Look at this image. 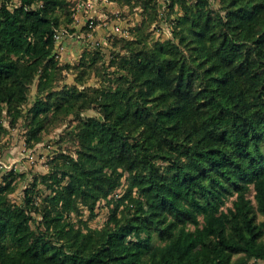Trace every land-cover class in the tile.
Masks as SVG:
<instances>
[{
	"label": "trees",
	"instance_id": "obj_1",
	"mask_svg": "<svg viewBox=\"0 0 264 264\" xmlns=\"http://www.w3.org/2000/svg\"><path fill=\"white\" fill-rule=\"evenodd\" d=\"M176 1L174 41L138 33L108 83L80 88L56 84L72 1L0 0V134L36 79L27 140L77 119L75 155H55L23 201L11 199L23 173L2 176L0 264H264V0ZM103 200L92 227L80 214Z\"/></svg>",
	"mask_w": 264,
	"mask_h": 264
},
{
	"label": "rangeland",
	"instance_id": "obj_2",
	"mask_svg": "<svg viewBox=\"0 0 264 264\" xmlns=\"http://www.w3.org/2000/svg\"><path fill=\"white\" fill-rule=\"evenodd\" d=\"M71 1L75 19L69 25L63 23L58 30L62 35L56 40L55 57L63 66L56 81L58 87L76 84L82 88L85 85L94 87L108 83V75L113 76L117 72L116 65H111V59L128 53V40H137L139 33L149 44L174 41L175 17L182 14L180 3L176 1L171 4L172 0H91V3H87L88 0ZM185 1L192 4L196 0ZM209 3L213 9L220 6L214 0H209ZM90 15L95 18L93 26L87 21ZM96 53L100 57L98 61L88 64L91 56ZM81 81L85 84H80ZM36 84L37 79L30 85L27 100L22 105L24 115L15 126H9V117L5 114L3 123L7 130L0 134V181L10 169L23 173L17 177V188L11 194V199L17 203L23 201L25 189L32 186L34 175L48 172L51 159L55 155L60 152L75 155L77 148V141L72 133L77 119L74 120L71 116L66 120L58 118L47 123L41 132L40 142L27 140V110L35 100ZM89 112L98 113L93 108ZM60 118L64 119V116ZM124 187L125 185L117 189V192L122 194ZM45 189L42 182L36 186L35 194L38 195L40 208L45 202L39 194L44 193ZM104 202H101L98 214L92 219H89L90 213L86 209H83L80 217L88 219L92 227H102L109 215ZM227 204L231 205V200ZM32 215L35 217L32 225L42 226L40 212L32 211Z\"/></svg>",
	"mask_w": 264,
	"mask_h": 264
},
{
	"label": "built area",
	"instance_id": "obj_3",
	"mask_svg": "<svg viewBox=\"0 0 264 264\" xmlns=\"http://www.w3.org/2000/svg\"><path fill=\"white\" fill-rule=\"evenodd\" d=\"M92 1L91 0H88L87 3H91ZM84 7V6H83ZM76 14V13H74ZM76 17V16H75ZM79 19V18H76V20ZM88 23L93 26L95 24V18L90 15V17L87 19ZM61 32L60 31H57L56 34H55V37H56V40H59L60 37H61Z\"/></svg>",
	"mask_w": 264,
	"mask_h": 264
}]
</instances>
